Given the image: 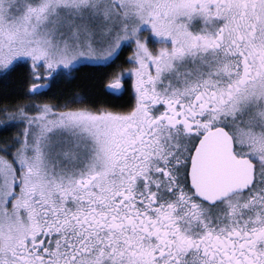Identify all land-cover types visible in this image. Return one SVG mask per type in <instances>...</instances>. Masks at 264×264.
<instances>
[{
    "label": "snow or ice",
    "instance_id": "1",
    "mask_svg": "<svg viewBox=\"0 0 264 264\" xmlns=\"http://www.w3.org/2000/svg\"><path fill=\"white\" fill-rule=\"evenodd\" d=\"M0 264H264V0H0Z\"/></svg>",
    "mask_w": 264,
    "mask_h": 264
}]
</instances>
